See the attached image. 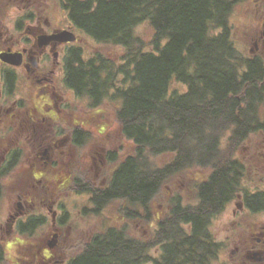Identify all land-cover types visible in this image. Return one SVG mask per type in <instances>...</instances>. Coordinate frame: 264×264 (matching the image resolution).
Instances as JSON below:
<instances>
[{
  "label": "trees",
  "instance_id": "16d2710c",
  "mask_svg": "<svg viewBox=\"0 0 264 264\" xmlns=\"http://www.w3.org/2000/svg\"><path fill=\"white\" fill-rule=\"evenodd\" d=\"M243 1L69 0L84 36L120 46L122 54L118 60L102 52L86 56L74 45L66 86L92 108L116 102L121 132L134 145L104 185L74 179L91 194L92 212L120 201L127 216L141 217V207L149 216L150 203L171 177L194 168L207 176L195 184L194 203L171 197L151 241L109 226L65 264H212L221 246L212 219L239 193L255 202L248 204L252 209H264V191L252 194L243 186L247 166L240 153L264 132V60L237 46L230 22ZM143 22L155 31L148 43L136 33ZM175 82L186 89H172ZM110 153L107 162H114L118 153ZM163 155L169 160L156 164ZM43 223L38 218L35 225ZM155 249L158 255L151 254Z\"/></svg>",
  "mask_w": 264,
  "mask_h": 264
},
{
  "label": "flooded vegetation",
  "instance_id": "af4514ba",
  "mask_svg": "<svg viewBox=\"0 0 264 264\" xmlns=\"http://www.w3.org/2000/svg\"><path fill=\"white\" fill-rule=\"evenodd\" d=\"M58 2L55 12L52 0H0V264L5 263L6 247L14 248L22 235L34 233L38 218L47 222L46 213L35 211L36 187L43 188L50 199L47 183L53 167L63 164L67 168L71 161L63 160V155H79L86 141L80 127L60 126L65 93L69 90L75 95L65 82L69 49L85 36L75 24L69 0ZM61 30L74 32L76 41L42 40ZM252 42L251 55L264 60V18L263 29ZM7 54L19 63L6 61ZM63 89L66 92L59 97L58 91ZM27 153L30 165L21 166ZM100 160L104 162L103 156ZM97 164L94 157V168ZM248 189L256 194L264 191V183ZM234 201L240 212L234 210V216L264 213V209H252L248 204L255 202L244 193L237 194L231 203ZM48 203L42 202L50 212L52 204ZM62 211H53L54 225L67 220L68 214ZM250 234L243 246L233 250L238 264H264V222Z\"/></svg>",
  "mask_w": 264,
  "mask_h": 264
},
{
  "label": "rangeland",
  "instance_id": "374dc122",
  "mask_svg": "<svg viewBox=\"0 0 264 264\" xmlns=\"http://www.w3.org/2000/svg\"><path fill=\"white\" fill-rule=\"evenodd\" d=\"M52 8L55 12L59 10L58 0H52ZM263 18L264 0H244L235 6L231 14L234 40L247 55L251 54L250 49L254 47L253 38L263 29ZM136 33L148 43L155 31L149 22H143L136 28ZM77 44L83 47L86 56L102 52L118 60L122 54L120 46L111 43L101 44L89 37L80 39ZM172 89L184 91L186 86L175 82ZM64 92H66L64 89L58 91V96H62ZM65 94L67 95L62 105L64 120L60 126L68 129L80 127L86 133L85 144L80 148L79 155L76 154L74 157L63 155V160L69 158L71 161L67 168H64L63 164L53 167L51 181L47 183L50 199L47 200L43 188H39V185L36 187L35 211L46 213L47 222L37 227L32 235H22L20 244L15 245L14 248L6 247L4 264H65L82 248L85 240L109 226H125L130 235L151 241L155 236L157 220L170 208L171 197L180 195L184 202L194 203L197 200L195 184L199 179L207 176L206 170L194 168L171 177L150 203L149 216L142 207L136 208L141 217L127 216L120 201H113L98 214H94L90 193L85 190L80 191L74 179L78 177L91 186H101L103 181L106 183L110 178L118 160L131 153L134 145L121 132L116 117L118 106L116 102L106 100L98 108H92L85 98H79L69 90ZM244 145L240 153L247 166L243 186L250 188L261 185L264 183V132L259 136H252ZM258 148L260 152L256 151ZM110 149L118 153L114 162H107L111 155ZM28 153L22 160L21 166L24 165L23 163L30 165L27 161ZM102 156L104 163L100 160ZM94 157L98 169L93 166ZM169 157L159 156L154 158V162L161 165L169 160ZM45 200L49 202L48 204H52V211L49 212L48 205L42 204ZM231 202L212 219L210 224L215 240L221 244L212 264H238L237 253L234 254L233 250L236 246H243V243L251 237V230L257 229L264 222V213L253 215L247 212L234 216V210L238 209L236 201ZM8 205L6 204V207ZM56 210L57 214L58 212L60 214L61 210L67 212L68 218L63 224L59 222L57 225L53 224L52 213ZM54 233L57 234V244L51 249L48 243L54 237ZM158 253L157 249L151 251L152 255Z\"/></svg>",
  "mask_w": 264,
  "mask_h": 264
},
{
  "label": "water",
  "instance_id": "95a60500",
  "mask_svg": "<svg viewBox=\"0 0 264 264\" xmlns=\"http://www.w3.org/2000/svg\"><path fill=\"white\" fill-rule=\"evenodd\" d=\"M76 35L74 32L69 31V30H61L57 33H54L53 35L49 36H44L42 37V40L47 41V40H56L58 42H74L76 41ZM14 55L7 54L5 59L6 61H10L12 63H19V62H14ZM57 244V234L54 235V237L49 241L48 245L52 249L55 247Z\"/></svg>",
  "mask_w": 264,
  "mask_h": 264
}]
</instances>
